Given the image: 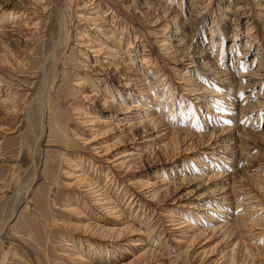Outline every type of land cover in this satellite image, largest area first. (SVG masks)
Instances as JSON below:
<instances>
[{
    "label": "rangeland",
    "instance_id": "374dc122",
    "mask_svg": "<svg viewBox=\"0 0 264 264\" xmlns=\"http://www.w3.org/2000/svg\"><path fill=\"white\" fill-rule=\"evenodd\" d=\"M155 1L0 0V264H264V0ZM129 76L145 103L119 92ZM135 105L152 107V126L109 115ZM139 178L152 198L131 188ZM225 186L227 226L212 233Z\"/></svg>",
    "mask_w": 264,
    "mask_h": 264
},
{
    "label": "bare ground",
    "instance_id": "6f19581e",
    "mask_svg": "<svg viewBox=\"0 0 264 264\" xmlns=\"http://www.w3.org/2000/svg\"><path fill=\"white\" fill-rule=\"evenodd\" d=\"M153 1H155V0H153ZM143 2V1H142ZM156 2V1H155ZM193 4V3H192ZM91 6V5H90ZM89 5H86V4H84L83 5V9H86V10H88L89 12L87 13V15L88 16H83V15H79V16H81L80 17V19H84L86 22H94V28H96V30L95 31H100V34L101 33H103V31H101V30H98L97 29V27H98V24H96L95 23V21L94 20H96V18H97V14H96V12H95V9L94 8H92V7H90ZM82 9V10H83ZM86 15V14H85ZM24 28H26L25 26H24ZM106 34V33H105ZM33 35V34H32ZM104 35V34H103ZM178 35V34H177ZM83 36V35H82ZM85 36V35H84ZM87 39V38H86ZM85 39V40H86ZM178 39V38H177ZM84 40V41H85ZM90 40V39H89ZM86 42H88V41H86ZM93 42V41H92ZM92 42H90V43H92ZM174 43V42H173ZM108 44V43H107ZM85 45H88V44H85ZM165 45V44H164ZM171 45V44H170ZM170 45H168V48H166L165 50H167V49H169L170 48ZM90 46H91V44H90ZM102 46V45H101ZM117 47V46H116ZM90 48V47H89ZM178 48V47H177ZM100 49H103V50H100ZM117 49H118V47H117ZM180 49V48H179ZM88 51H90V53H94V55H98V54H104V55H106L107 57H108V55H117L118 53H119V51L118 50H115L114 48L113 49H104V48H100L99 46H96V45H93V46H91V48H90V50H88ZM104 51V52H103ZM121 53H122V51H121ZM120 54V53H119ZM99 55V56H100ZM121 55V54H120ZM181 55V54H180ZM92 57V56H91ZM103 57V56H102ZM107 57H105V59H107ZM183 57V56H182ZM110 58V57H109ZM117 58V57H116ZM179 58V57H178ZM239 59H242V58H239ZM110 60V59H109ZM97 61V60H96ZM95 61V62H96ZM112 61V60H111ZM151 61V60H150ZM180 61V60H179ZM185 61H187V60H185ZM174 62V61H173ZM188 62V61H187ZM149 63V58H146V57H144L143 58V60L141 61V64L140 65H146V64H148ZM181 63H182V61H181ZM108 64V63H107ZM175 64V63H174ZM178 64V63H177ZM173 65V64H172ZM109 66H110V63H109ZM127 66V65H126ZM113 68V67H112ZM124 68V67H123ZM152 68V67H151ZM119 69V68H118ZM105 70V69H104ZM109 70V69H108ZM114 70V69H113ZM141 70V69H140ZM230 70H233L232 68L230 69ZM124 71V70H123ZM115 72V71H114ZM120 72V71H119ZM125 72V71H124ZM131 72V71H130ZM129 72V73H130ZM117 73V72H116ZM115 73V74H116ZM128 73V72H127ZM187 73V72H186ZM225 73H228V72H226V71H223V72H221V78H223V79H225V75H227V74H225ZM118 74H120V73H118ZM125 74V73H124ZM182 74V73H181ZM229 74V73H228ZM231 74V73H230ZM129 75V74H128ZM136 75V74H135ZM143 76V74H140V76ZM180 75V74H179ZM232 75V74H231ZM256 75V74H255ZM132 76V75H131ZM119 77V76H118ZM139 78V77H138ZM133 79V80H131V77L129 76V78H125L124 79V81L122 82V83H120L119 84V92L120 91H123V93H125L126 95L125 96H128V95H130V96H132V98H138V101H139V103H145L144 102V100H142V98H145V97H147V92H146V89L147 88H145V86L142 84V81H140L141 79ZM120 79V78H119ZM227 79V78H226ZM133 82H135V83H133ZM133 83V84H132ZM186 83V82H185ZM152 84V83H151ZM183 85L185 86V84L183 83ZM190 85V84H189ZM181 86V85H180ZM187 86V85H186ZM191 86V85H190ZM181 89V88H180ZM188 89V88H187ZM188 92V91H187ZM191 92V91H190ZM189 92V93H190ZM195 92V91H194ZM196 96H198V95H200V92H199V94L198 93H196L195 94ZM116 97H118V96H116ZM125 100H127L126 98H125ZM262 100V99H261ZM230 105V104H229ZM258 105V104H257ZM259 106V105H258ZM151 108L152 107H150L149 106V108L148 107H143V108H141V106H139V105H135V106H132V107H124V106H117V110L116 111H112L111 112V114H109L110 116H111V118H115V119H117V117L118 116H122V118H120V119H122L123 121H125L126 119H123V116H125V115H130V119L131 120H133L134 122L133 123H131V122H129V123H125V122H123V125L122 126H127L126 128H131L132 126H138V127H141V126H143V125H148V126H152L154 123H155V119H154V114H153V110H151ZM252 113H253V111H252ZM242 114V113H241ZM245 114V113H244ZM126 117V116H125ZM246 117V116H245ZM156 118H158V117H156ZM244 118V117H243ZM84 119H86V118H84ZM83 119V121H81V125H85V126H88V125H90L89 124V121H87V120H84ZM143 119V120H142ZM121 120V121H122ZM157 120V119H156ZM94 123V122H93ZM157 124V123H156ZM207 125V124H206ZM237 126V125H236ZM235 127V126H234ZM212 131H214V130H212ZM231 131H233V129H227V128H223V129H221V130H217V132H214V133H212L211 135H210V137H209V139L208 140H211L212 139V136L213 135H217V136H222V135H224V137H227V136H225V135H227V134H229ZM145 132H147V131H145ZM144 132V133H145ZM240 132H242V131H240ZM150 133V132H149ZM235 134V133H234ZM233 133L231 134V135H234ZM242 134V133H241ZM244 134V133H243ZM242 134V135H243ZM150 135V134H149ZM228 136V137H232V136ZM224 137H223V139H224ZM238 137H240V134L238 135ZM38 138V136L36 137V139ZM216 138V137H215ZM157 139V138H156ZM226 139H228V140H226ZM230 138H225L224 140H222L225 144L224 145H222V146H224V149H220V150H223L224 152H226V151H230V150H232V149H234V145L231 143V142H227V141H230L229 140ZM155 140V139H154ZM239 140V139H238ZM215 141V140H214ZM231 141H236V140H231ZM242 141V140H241ZM222 143V142H221ZM243 143V142H242ZM212 144V143H211ZM210 144V145H211ZM223 144V143H222ZM239 144V143H238ZM210 145H209V147H210ZM220 147H221V144H220ZM237 147H239V146H237ZM241 147V146H240ZM240 147H239V149H240ZM231 148V149H230ZM31 149H32V147H31ZM209 150H211L212 152H214V149L213 148H210ZM107 152V151H106ZM236 152V151H235ZM244 152V151H243ZM105 155V154H104ZM130 155H133V154H129V156ZM212 155V154H211ZM210 155V156H211ZM106 156V155H105ZM236 156V155H235ZM218 159V158H217ZM238 161V160H237ZM124 162H126V161H120L119 162V164L118 165H120L121 167H123L124 166ZM233 162V161H232ZM237 163V162H236ZM239 164V163H238ZM74 166H75V164H73ZM72 165V166H73ZM207 167V166H206ZM74 171H77L76 172V174L77 173H79V174H74V173H69V174H71V175H69V178H71V179H74L75 180V182H82L84 179H86V175H85V173H82V170H80V169H77V168H75L74 169ZM208 172H210V171H208ZM212 173H214L212 176H208V177H205V179H207V181H209L210 179H218V178H222V177H225L224 179H226V177L228 176L227 174H215L216 172H212ZM230 174V173H229ZM223 179V178H222ZM222 181V180H221ZM240 182V181H239ZM241 183V182H240ZM151 185L152 184H150L148 181H145V180H143L142 178H139V179H137L134 183H133V185L131 186V188L132 189H134V191L136 190V188H138L139 190H142V191H145L143 194H139L138 192H141V191H138V192H136L135 191V193H137L138 194V196H140V198L142 197V196H144V197H147V198H152L153 197V189H151ZM234 185V184H233ZM232 185V186H233ZM227 186H229V185H227ZM227 186H225V187H223V188H220V189H216V190H214L215 192H214V198L216 199L215 200V202H217V203H219V205H222V206H224V207H221L220 208V211H215V212H213V211H211V213L214 215V216H210V217H208L209 218V220H208V222L211 224H209L206 228H204V229H207V231L209 230L210 232H219L222 228H224L225 226H227V224H224V223H222L221 221H220V219H219V216H225V214H223V212L225 213V211H226V209H228L227 207H229L231 204H232V200H233V195H232V193L230 192V191H228L227 189ZM231 186V187H232ZM230 187V186H229ZM230 187V188H231ZM137 189V190H138ZM89 191H87V194H88V196L91 198V202L93 203V204H95V206H97V208H100L101 209V211L102 212H105V214H116V212H115V210H116V208H110V202L108 201V199L105 197V194L103 193V191L102 192H100V190H102V189H88ZM231 190H232V188H231ZM247 190V189H246ZM250 191V190H249ZM261 195V194H260ZM235 196V195H234ZM250 196H252V195H250ZM263 196V195H262ZM133 197V194H131V198ZM135 198V197H134ZM133 198V199H134ZM255 199V198H254ZM253 199V200H254ZM247 201H249V200H247ZM256 201H257V199H256ZM245 202V201H244ZM244 205V204H243ZM258 206V205H257ZM18 207L19 206H17V207H15V210L14 211H16L17 212V209H18ZM254 208V207H253ZM208 208H203V209H200L199 211H201V212H203V211H206ZM69 210V209H68ZM70 210H75L72 206L70 207ZM77 211H78V209H76ZM210 211V210H209ZM14 214V213H13ZM113 218V217H112ZM178 217H176V215H171L170 217H169V223L170 224H168V226L167 227H172V229H171V231L172 232H176L177 233V237H180L181 239H184V238H186L185 236L184 237H182L185 233H184V229H183V227H179L178 226V224L179 225H181L182 224V221H180V219L178 220L177 219ZM246 219V218H245ZM117 220V219H116ZM119 223V222H118ZM178 223V224H177ZM249 223H251V222H249ZM243 224H246V222L245 223H243ZM186 225V224H185ZM249 225V224H248ZM247 225V226H248ZM254 225V224H253ZM241 226H243V225H241ZM235 228V227H234ZM204 229H198L200 232H205L204 231ZM127 230L129 231V232H131V229L130 228H127ZM184 230V231H183ZM235 230V229H234ZM179 235V236H178ZM135 247H142V246H144V244L143 243H136L135 245H134ZM146 253H147V251H145V252H143L140 256H138L134 261H136V260H140V259H144L147 255H146ZM79 258V255H77V258L76 259H78ZM77 262V261H76Z\"/></svg>",
    "mask_w": 264,
    "mask_h": 264
}]
</instances>
